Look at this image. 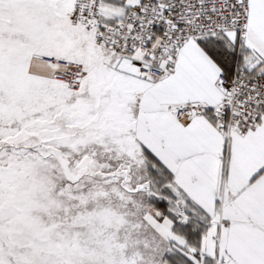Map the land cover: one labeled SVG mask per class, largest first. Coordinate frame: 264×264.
I'll return each mask as SVG.
<instances>
[{"label": "snow or ice", "instance_id": "6c2138e0", "mask_svg": "<svg viewBox=\"0 0 264 264\" xmlns=\"http://www.w3.org/2000/svg\"><path fill=\"white\" fill-rule=\"evenodd\" d=\"M0 264H264V0H0Z\"/></svg>", "mask_w": 264, "mask_h": 264}]
</instances>
